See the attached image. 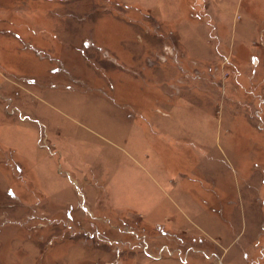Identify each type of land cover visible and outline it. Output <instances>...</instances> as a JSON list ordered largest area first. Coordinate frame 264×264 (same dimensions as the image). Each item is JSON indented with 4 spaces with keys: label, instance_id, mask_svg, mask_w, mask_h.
Wrapping results in <instances>:
<instances>
[{
    "label": "rangeland",
    "instance_id": "374dc122",
    "mask_svg": "<svg viewBox=\"0 0 264 264\" xmlns=\"http://www.w3.org/2000/svg\"><path fill=\"white\" fill-rule=\"evenodd\" d=\"M0 264H264V0H0Z\"/></svg>",
    "mask_w": 264,
    "mask_h": 264
}]
</instances>
